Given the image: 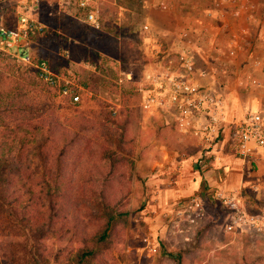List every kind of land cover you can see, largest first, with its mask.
<instances>
[{"label": "rangeland", "instance_id": "1", "mask_svg": "<svg viewBox=\"0 0 264 264\" xmlns=\"http://www.w3.org/2000/svg\"><path fill=\"white\" fill-rule=\"evenodd\" d=\"M91 1L97 7L99 30L102 27L106 36L84 22V12L78 7V0H38V6L30 10L27 17L41 23L44 30L41 35L28 38V45L19 49V52L25 50L29 54L31 64L19 60L14 47L6 50L0 46V74L5 73L2 67L6 61L10 65L22 63L35 69L39 62H44L55 80L53 85L47 84L56 88L57 93L48 92L47 95L53 101L59 122L64 116L82 114L93 119L100 130L103 128L102 112L110 111L114 117L125 105L137 111L139 120L129 193L124 199L127 222L116 229L122 236V245L120 250L98 254L100 264H264V226L252 225L250 221L251 216L264 217V206L261 200H255L254 194L247 190L237 194L245 223L234 224V215L223 201L207 196L203 199L200 216L194 224H189L184 216H177L174 211L175 203L186 198L167 202L145 184L153 167L152 160L162 154L159 144L168 149L181 145L185 154L199 149L193 136L179 129L173 113L143 112L142 96L149 88L145 76L170 68L173 73L182 74L185 81L193 80L195 63L188 58V71L184 68L187 58L156 62L158 53L155 55L153 51L151 54L143 44L146 27L139 15L133 16L139 12L136 0ZM25 2L0 0V26L10 29L11 25H4V20L13 19L16 28L19 14L26 10ZM118 2L129 12L119 14ZM70 20L76 24L73 26L76 34L65 38V33L72 31L67 25ZM9 40L14 42L13 37ZM63 90H66L65 94ZM74 95L78 96L76 102L72 100ZM170 111L174 112L173 109ZM206 150H201L200 157ZM10 188L19 189L14 183ZM72 197L88 213H95L82 192L75 189ZM85 222L86 233L100 227L98 219H86ZM40 230L45 233L44 226ZM3 235L8 238L10 234L0 233L2 248L17 254L16 248H10V244L4 242ZM14 237L25 243L20 231L17 234L13 231L8 239ZM74 244L67 231H48L41 244L27 235V246L32 253L30 264L52 263L53 260L56 264H67Z\"/></svg>", "mask_w": 264, "mask_h": 264}, {"label": "trees", "instance_id": "2", "mask_svg": "<svg viewBox=\"0 0 264 264\" xmlns=\"http://www.w3.org/2000/svg\"><path fill=\"white\" fill-rule=\"evenodd\" d=\"M8 24L15 27L13 19L4 20ZM67 25L72 31L65 38L76 34V24L70 20ZM35 35L41 34L30 30L28 38ZM2 68L0 233L20 231L25 243L3 235L4 242L18 250L8 253L0 236V264H30L27 235L41 244L48 231H67L75 242L67 264H100L98 254L121 249L122 236L116 229L127 222L124 199L129 193L138 113L128 105L114 117L110 111L102 112L100 130L82 114L64 116L59 122L47 95L56 94V88L38 78V69L7 61ZM12 183L19 189H11ZM75 189L85 195L94 214L73 200ZM86 219H98L100 227L86 233ZM43 226L45 233L40 230Z\"/></svg>", "mask_w": 264, "mask_h": 264}, {"label": "crops", "instance_id": "3", "mask_svg": "<svg viewBox=\"0 0 264 264\" xmlns=\"http://www.w3.org/2000/svg\"><path fill=\"white\" fill-rule=\"evenodd\" d=\"M136 2L139 12L133 16L139 15L146 27L143 44L158 53L156 62L189 58L196 67L193 83L221 92L214 93L223 100L222 142L210 145L193 137L199 149L187 154L181 145L168 149L159 144L162 154L152 160L145 184L167 202L247 190L264 206V151L250 145L249 153H238L229 129L250 113H264V0ZM118 8L119 14L129 12L121 3ZM204 148L213 156L207 164L197 162ZM260 218L251 216V224L264 226Z\"/></svg>", "mask_w": 264, "mask_h": 264}, {"label": "built area", "instance_id": "4", "mask_svg": "<svg viewBox=\"0 0 264 264\" xmlns=\"http://www.w3.org/2000/svg\"><path fill=\"white\" fill-rule=\"evenodd\" d=\"M77 5L84 12V22L93 30L98 31L100 24L96 5L91 0H78ZM37 6L38 0H26L24 5L26 10L19 14L16 28L8 29L0 26V46L6 50L17 46V58L26 64H31L30 56L25 50L19 52V49L28 45L30 30H35L38 33H42L44 30L41 23L27 17L28 12ZM10 37L14 38V42H10ZM185 61L184 68L189 71L190 61L189 59ZM36 68L39 71L40 79L50 85L55 83L44 62H39ZM183 78L182 74L173 73L170 68L161 69L159 73L155 71L145 76L149 88L142 96L143 112H171L174 114L180 130L189 132L199 141L218 145L223 140V128L219 125L222 122V98L205 87L195 85L191 78L187 81ZM62 92L65 94L66 90ZM72 100L78 101V96H72ZM171 109L174 112L170 111ZM229 129L230 143L238 153H249L250 145L253 149L258 148L264 151V113H250L243 121L232 123ZM212 157L204 153V156L199 157L197 162L202 160L207 164ZM202 198L204 199L202 196H191L177 201L174 207L176 215L184 216L186 222L194 224L200 216ZM213 198L222 200L233 213L232 222L234 224L246 222L236 194H215Z\"/></svg>", "mask_w": 264, "mask_h": 264}]
</instances>
